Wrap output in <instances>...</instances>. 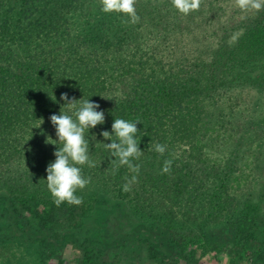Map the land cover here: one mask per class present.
<instances>
[{
	"label": "trees",
	"instance_id": "16d2710c",
	"mask_svg": "<svg viewBox=\"0 0 264 264\" xmlns=\"http://www.w3.org/2000/svg\"><path fill=\"white\" fill-rule=\"evenodd\" d=\"M223 3L235 0H201L184 15L171 0H136L140 21L125 24L123 14L102 12L100 0H0V217L17 236L39 240L43 258L79 242L52 234L61 222L90 225L103 213L127 214L130 204L138 214L190 211L207 225L223 221L234 232L230 255L264 261V9L248 12L229 35L217 26ZM64 93L99 104L105 123L85 132L96 166L81 170L87 186L96 184L95 200L57 207L39 181L60 147L46 140L58 141L50 117L60 114ZM115 118L140 122V172L127 193L122 185L134 173L113 170L103 144L112 141L100 135L112 133ZM156 143L166 146L163 155ZM168 159L171 171L161 174ZM24 163L31 171L18 169ZM128 224L155 229L133 217ZM92 240L103 248L100 237ZM137 241L153 260L174 251L168 264L186 262L165 232Z\"/></svg>",
	"mask_w": 264,
	"mask_h": 264
},
{
	"label": "rangeland",
	"instance_id": "374dc122",
	"mask_svg": "<svg viewBox=\"0 0 264 264\" xmlns=\"http://www.w3.org/2000/svg\"><path fill=\"white\" fill-rule=\"evenodd\" d=\"M210 1L204 0L206 5ZM222 5L217 13V26H221L230 35L235 27L242 24L248 12H242L235 4L227 6L223 3ZM18 169H23V172L31 171L26 163L19 165ZM26 179H30L27 181L29 187L35 185L33 177H24L23 181ZM39 183L47 184L43 179ZM95 185L77 190L76 195L82 198L80 205L92 203L95 200V192L98 190ZM127 211V214H122L120 211L100 214L90 225L80 226L77 221L61 222L52 228V234L60 238L64 233L69 232L70 237L75 235L79 242L75 245L57 246L54 256L46 258L41 256L43 246L39 240L34 241L26 236H17L18 230L11 227L10 220L0 217V264H168L176 257L174 251L168 252L167 257L163 259L164 262L161 263V260H153L149 252L137 241L140 233L156 240L160 232H165L169 240L176 243L173 244L177 248L180 246L184 249L187 254V263L263 264L264 262H253L247 260L246 256L241 258L230 255V252L234 250V232L227 228L228 225H225L223 221L218 223L215 221L207 225L206 219L198 218L190 211L184 213L175 211L174 214L165 217L158 211L153 214L147 208L138 214L130 204ZM132 217L139 221H146V226L152 225L155 229L139 232L128 224ZM157 219L162 221L159 222ZM156 223L159 224L156 225ZM70 237L63 238L71 240ZM95 237H100L105 242L103 248L93 244L92 239ZM160 246V251H168L163 245L160 244Z\"/></svg>",
	"mask_w": 264,
	"mask_h": 264
},
{
	"label": "clouds",
	"instance_id": "9594fccd",
	"mask_svg": "<svg viewBox=\"0 0 264 264\" xmlns=\"http://www.w3.org/2000/svg\"><path fill=\"white\" fill-rule=\"evenodd\" d=\"M171 3L184 15L198 11L201 6V0H171ZM100 4L102 6L101 11L105 14L118 13L127 17V19L122 18V23L136 24L140 21L135 8L136 0H100ZM235 5L244 13L260 12L264 9V0H235ZM61 99L64 101V105L63 108L61 107L60 114H53L50 117L58 141L53 140L50 136L46 140L48 144L60 145L54 153L55 161L50 163L46 170L47 187L57 207L65 202L70 205L82 203V198L75 193L78 189L83 190L90 184L91 177L86 178L82 174L81 166L87 165L90 168L96 166L94 161L90 159L89 142L85 139V132L105 123L104 112L97 110L100 108L99 104L84 98L76 100L75 97H72L69 99L67 93L62 94ZM65 108L67 111H64ZM139 123L138 120L132 122L115 118L112 124L114 135L109 131L100 133L105 140L112 141L103 144L105 149L110 151L111 156L114 157L111 161L113 170L126 166L130 173H134L130 179L125 177L126 182L122 185V190L125 193L132 190V185L137 182L140 172V166L133 163L134 159L138 160L143 155V151L140 150V143L137 142L136 138L137 124ZM152 148L161 155L166 152V146L160 143L154 144ZM172 163L171 159L165 160L161 174L170 173Z\"/></svg>",
	"mask_w": 264,
	"mask_h": 264
}]
</instances>
